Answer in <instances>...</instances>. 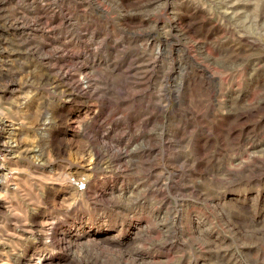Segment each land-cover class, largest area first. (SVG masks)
I'll use <instances>...</instances> for the list:
<instances>
[{"label": "rangeland", "instance_id": "obj_1", "mask_svg": "<svg viewBox=\"0 0 264 264\" xmlns=\"http://www.w3.org/2000/svg\"><path fill=\"white\" fill-rule=\"evenodd\" d=\"M0 140V264H264V0H0Z\"/></svg>", "mask_w": 264, "mask_h": 264}, {"label": "built area", "instance_id": "obj_2", "mask_svg": "<svg viewBox=\"0 0 264 264\" xmlns=\"http://www.w3.org/2000/svg\"><path fill=\"white\" fill-rule=\"evenodd\" d=\"M4 146H3V141L0 140V182H1V175H2V172L4 170ZM82 189L85 188L84 185L81 186Z\"/></svg>", "mask_w": 264, "mask_h": 264}, {"label": "bare ground", "instance_id": "obj_3", "mask_svg": "<svg viewBox=\"0 0 264 264\" xmlns=\"http://www.w3.org/2000/svg\"><path fill=\"white\" fill-rule=\"evenodd\" d=\"M5 144V143H4ZM4 146V145H3ZM4 152H5V149H4ZM4 159H5V153H4ZM4 168V167H3ZM68 179V178H67Z\"/></svg>", "mask_w": 264, "mask_h": 264}]
</instances>
